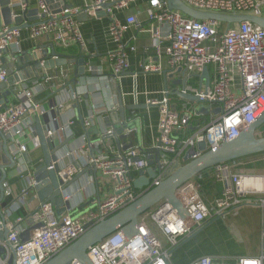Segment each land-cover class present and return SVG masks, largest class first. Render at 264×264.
<instances>
[{
  "label": "built area",
  "instance_id": "1",
  "mask_svg": "<svg viewBox=\"0 0 264 264\" xmlns=\"http://www.w3.org/2000/svg\"><path fill=\"white\" fill-rule=\"evenodd\" d=\"M50 0H37L38 22L30 28L33 40L46 37L48 41L62 48L78 44L85 48L78 17L88 14L96 17V13L104 11L111 20L109 33L119 43L116 50L107 56L109 75L107 84L111 85L122 78L129 67L130 55L137 52L134 43H123L122 35L129 29L136 33L145 31L148 23L152 46L159 59L164 56L172 74L182 71L187 79L200 77L206 67L214 69L213 80L208 89L203 82L200 89L188 87L186 93L196 96L199 102L210 107V120L198 126L191 136L188 129L194 118H203L205 113L179 112L170 103L169 91L164 99L148 101L151 106L160 109L159 136L153 149L155 153H143L138 148L96 154L88 138L78 149H67L60 157L61 171L58 177L64 185L72 182L78 173L91 169L101 177L108 179L111 189L97 205L83 212L78 218L72 217L69 202L72 194L67 188L63 192L66 212L57 216L51 203L41 204L39 209L31 213L27 219L18 218L10 227L7 242L15 252V264H46L70 247L89 229L101 221L107 220L134 203L142 191L134 187V181L141 171H146L156 156V178L151 186H159L178 167L183 166L185 157L197 159L201 153L197 145L205 142L207 150H216L223 143L237 139L240 133L254 124L264 114V29L243 22L226 27L214 21H199L189 18L178 11H170L166 0H149L148 15L142 20L141 13L129 15L122 23L116 16L117 12L127 10L140 0H84L83 7L51 8ZM191 9L212 14L223 15H255L264 17V0H181ZM112 4L108 9L103 6ZM9 7L14 16L26 17L30 10V0H9ZM44 16V18H42ZM22 30L2 26L0 28V85L6 84L9 73L3 69V59L9 48L18 45ZM55 59V57L53 58ZM15 60V59H13ZM90 72L103 73L102 68L94 67L86 62ZM57 69V68H56ZM145 73H163L160 64H143ZM69 77L68 71L60 70L56 74L45 72L44 78L34 81L30 86L16 84L12 91L11 103L0 105V133L8 140L10 153L18 163V174L24 176L25 163L23 155L29 153V145L41 149L40 139L36 131V121L43 120L44 111L40 102L35 101L36 95L43 92L64 93ZM63 87V88H62ZM61 89V90H59ZM59 92V93H60ZM105 92L109 93V86ZM66 102L57 103L58 109L65 108L70 101H80L78 93L65 92ZM103 96L100 103L93 102L92 116L84 122L89 128L96 117H103L116 110L115 96H111L112 104L105 99L101 91L94 95ZM105 94V95H104ZM57 95V94H56ZM68 105V104H67ZM220 109L219 114L214 111ZM73 122L59 129H46V138L53 140L63 134L72 136L70 127ZM45 126V125H44ZM114 129L109 128L98 141L99 148H105V139L112 137ZM60 138V137H59ZM89 148V152L87 151ZM152 149V150H153ZM77 167L70 164L74 159L79 161ZM238 160L213 168L210 172L191 179L177 191V197L187 212L182 218L178 210L167 202H161L138 219V231L131 236L129 233L117 231L101 243L89 248L87 255L92 264H174L175 250L204 228L214 219L227 218L228 214L243 204L264 206V188L258 190L251 180L264 179V175H246L237 172ZM223 184L220 196L208 200L203 184L206 180ZM94 177L88 183L93 185ZM33 176L18 195L8 183L5 184V196L13 200V205H25L30 192L35 189ZM147 189V188H146ZM13 207V206H12ZM13 209L7 212L12 216ZM32 221L31 236L22 239L26 230L20 229L24 221ZM5 250L7 261L0 259V264H7L12 252L6 243L0 244ZM72 264H81L73 262ZM190 264H225L210 256H201ZM232 264H264V231L262 232V251L259 256L240 257Z\"/></svg>",
  "mask_w": 264,
  "mask_h": 264
},
{
  "label": "crops",
  "instance_id": "2",
  "mask_svg": "<svg viewBox=\"0 0 264 264\" xmlns=\"http://www.w3.org/2000/svg\"><path fill=\"white\" fill-rule=\"evenodd\" d=\"M149 0H140L137 4L131 5L127 10L116 13L117 18L122 22H126V17L129 15H137L141 13L140 18L145 20L148 15ZM54 4V2L52 3ZM65 4L72 7H83L84 0H66ZM55 7H59L62 3H55ZM38 9L37 0H30V11ZM33 21L32 24L36 23ZM80 30L85 41V48L82 50L78 44H72L67 48L59 47L48 41L46 37L37 40L30 38V29L22 30L20 43L8 49L5 58L9 68H13L15 63H19V59L27 53H35L40 48L46 47L50 44L54 46L57 55L65 56L70 60H74L73 64H68L64 67L55 68L52 70L38 71L32 68L29 80L23 81L24 86H30L34 81L44 78L45 72L48 74H56L60 70L68 71L69 77L66 81L64 93L58 91L56 94L51 92H43L36 95L35 101L42 104L44 111V125L47 129H59L66 126L69 122H73L70 127L72 136L66 138L63 134L59 135L53 140L55 147L64 145L62 156L67 149H78L83 143V137L89 139L92 148L96 154H104L112 151H119L118 143L115 138L109 137L105 139V148H99L98 141L102 139V134L109 128H118L122 123L131 125L130 131L135 132V146L143 153H155L153 146L159 136V121L160 109L158 106H151L148 101H162L164 99V92L169 91V99L171 106L179 112H195L204 114L205 121L210 120V115L207 112H198V102L187 98L178 96L177 93H186L188 87L200 89L201 82L205 85V80L194 76L187 79L183 72L172 74L167 64V58L164 56L159 59L156 50L153 48L152 39L149 34L150 24L145 25V31L136 33L134 29L127 30L122 35L123 43H132L133 37L137 52L130 55L129 67L122 78L111 85L107 84V77L109 75L107 56L110 51L118 48L119 43L116 42L109 33L111 20L108 16L97 18L91 15L88 20H78ZM86 58V62H90L94 67L102 68L103 73L90 72L85 67V74L79 75V66L77 60L80 56ZM16 58V59H15ZM15 59V60H13ZM32 61V60H31ZM163 67V73H145L142 69L143 64H160ZM15 68V67H14ZM22 69V68H21ZM210 69V84L213 80L214 69ZM106 86H109V93L105 92ZM63 88V87H62ZM61 90V89H59ZM78 93L81 95L80 101H70L65 105V108L58 109L57 103L66 102L67 94L65 92ZM103 91L105 99L108 104H112L111 96H115L114 102L117 105L115 111L108 113L103 117L94 118L91 126L85 128L84 122L89 120L92 116L91 106L96 99L100 103L104 100L103 96L98 94V98H93L91 93L97 94ZM60 92V93H59ZM13 101L10 97V102ZM207 119V120H206ZM207 121V122H208ZM195 131V130H194ZM188 133V132H187ZM132 142L128 139H123L120 136L121 150L128 149ZM153 149V150H152ZM29 153L27 154L30 163L27 164L25 159V173L20 176L15 171L11 172L9 176L8 185L18 195L24 189L27 179L33 176L34 171L38 165L43 162V153L41 149H34L33 145H29ZM89 152V148H87ZM262 156V157H261ZM84 157L79 161L72 159L71 165L77 167V163H82ZM154 165L156 164V156L153 157ZM78 168V167H77ZM237 172L246 175H264V155H256L248 157L247 159L238 160ZM94 177L95 182L89 185ZM111 183L108 179L98 176L97 174L78 173L74 177V181L69 186L72 194V199L69 202L71 211L74 215H80L86 209L93 208L100 200H103L106 194L111 189ZM203 189L208 200L212 201L214 198L221 195L223 184L213 180H206L203 184ZM12 199L7 200V204H11ZM13 204V203H12ZM41 202L37 199L34 190L30 192L26 199L25 205H13V215L10 216V227L13 226L15 220L18 218L27 219L29 215L39 209ZM29 220L24 221L18 225L20 229L26 230L21 234L22 239H29L31 236L32 224ZM216 234L217 231L223 232L231 242V252L222 253L218 245L204 246L196 241L198 235L204 236L207 232ZM264 231V206L256 204H243L234 211L230 212L227 218H219L216 222L209 224L207 228L201 231L196 237L188 241L183 247L176 250L174 253V264H190L193 260L201 256H210L216 259L222 255L232 257L230 263L232 264L240 257L259 256L262 251V232ZM237 235V237H234ZM211 236V235H210ZM0 259L3 262L7 261V255L0 254ZM221 262V261H218Z\"/></svg>",
  "mask_w": 264,
  "mask_h": 264
},
{
  "label": "water",
  "instance_id": "3",
  "mask_svg": "<svg viewBox=\"0 0 264 264\" xmlns=\"http://www.w3.org/2000/svg\"><path fill=\"white\" fill-rule=\"evenodd\" d=\"M65 1L66 0H50L49 4L51 5L53 2L54 4L62 3L67 8L72 7L71 5L65 4ZM166 2L170 11L181 12L185 16L195 20H214L225 24L226 27L241 24L243 22H250L264 29V17L246 14L223 15L203 13L191 9L181 0H166ZM54 4L51 8H55ZM111 6L112 4L105 5L103 6V10ZM38 14L39 11L37 9L34 11L29 10L25 18L14 16L9 7V0H0V28L5 26L21 30L30 29L38 22ZM105 16L106 14L104 11L96 13L97 18ZM42 18H44V16H42ZM35 20H37V22L32 24ZM78 20H88V14H82L78 17ZM54 57L55 59H53ZM74 62V60H70L65 56L57 55L52 44L40 48L35 53L25 54V56L19 59V63H15V68H9L7 59L4 58L3 69L9 73V78L6 84L0 85V105H5L10 102V97H12L10 88L23 81L29 80V73H32V68L38 71L52 70L67 66L68 64H73ZM77 63L79 66V75L83 76L85 74L86 58L81 55ZM181 72L182 71H178V73ZM209 74L210 69L206 67L200 75L201 80L206 81L204 85L205 89L210 87ZM177 95L200 103L196 96H189L179 92ZM214 113L219 114L220 109L215 110ZM263 125L264 114H262L254 124L243 130L237 139L223 143L216 150H207L205 142L199 143L197 145V151L201 153L200 157L194 160H190L189 156L185 157L186 163L176 168L169 177L154 188L151 186V182L156 178V174L153 167L154 162H150V167L146 171H141L138 178L134 181V187L138 191H142L141 196L134 203L109 219L101 221L93 226L70 247L46 264H72L73 262L92 264L87 255L89 248L101 243L107 237L120 230L129 233L131 236L135 235L138 231V219L161 202L169 203L172 208L178 210L182 218H186L187 212L177 197L178 189L196 176L219 165L264 154V136L262 137L257 134V131ZM130 128L131 125L127 123H122L116 128L112 137L116 139L119 150H121L120 136L132 142L131 146L128 148L135 146L136 134L134 131H130ZM36 131L40 139L43 162L36 167L33 174L36 183L34 191L41 204L51 203L55 209L56 215L61 216L66 212L63 192L69 188L74 181L64 185L58 177V173L61 171L60 157L62 156L64 145H59L55 148L52 146L51 140L46 138V129L43 120L36 121ZM22 157L27 164L30 163L27 155H23ZM13 171L18 173V163L13 159L10 153L6 136L0 133V244L6 243L12 252V256L7 264H15L16 262L14 249L7 242L10 233V219L7 218V212L10 211L13 204H7L8 199L5 196V184L8 183L9 176H11V172ZM87 172L96 174V172L91 169H86L81 174L83 175ZM216 220L217 219H214L208 223L177 249L183 247L189 240L196 237L201 231L207 228L209 224L216 222ZM28 222L32 224V221ZM4 253L5 250L0 247V254L3 255Z\"/></svg>",
  "mask_w": 264,
  "mask_h": 264
},
{
  "label": "rangeland",
  "instance_id": "4",
  "mask_svg": "<svg viewBox=\"0 0 264 264\" xmlns=\"http://www.w3.org/2000/svg\"><path fill=\"white\" fill-rule=\"evenodd\" d=\"M209 111H210V107L207 104H202V103H199L198 104V112L199 113H203V112L209 113ZM257 134L259 136H262V137L264 136V125L257 131ZM89 209H86L85 212L87 210H89ZM81 214L82 213H80V215ZM79 216L72 214V217L74 219L78 218ZM211 231L212 230H210L209 232H207V234H205L204 236H202V234L198 235L196 241H198V243L200 244V246L201 245L209 246L210 244L211 245L216 244V245H218V247L220 248V250H221L222 253H225L226 254L228 252H231V242L227 238V236L223 232H221V231H217L218 233H216V234H214L215 232L212 233ZM234 237H237V235H234ZM174 256L175 255H173V258H172L173 260H174ZM226 256H228V255H222V257H220L218 259V261H221V263H230L232 257H226Z\"/></svg>",
  "mask_w": 264,
  "mask_h": 264
},
{
  "label": "trees",
  "instance_id": "5",
  "mask_svg": "<svg viewBox=\"0 0 264 264\" xmlns=\"http://www.w3.org/2000/svg\"><path fill=\"white\" fill-rule=\"evenodd\" d=\"M204 118L205 117H203V118H194L193 119V121H192V123H191V126H190V128L188 129V133H187V136H191L193 133H194V130L198 127V126H200V125H202L203 123H207V121H205L204 120ZM212 169H210V170H207L206 172H210ZM205 172V173H206Z\"/></svg>",
  "mask_w": 264,
  "mask_h": 264
},
{
  "label": "bare ground",
  "instance_id": "6",
  "mask_svg": "<svg viewBox=\"0 0 264 264\" xmlns=\"http://www.w3.org/2000/svg\"><path fill=\"white\" fill-rule=\"evenodd\" d=\"M252 183H254L256 185V188L258 190H263L262 188H264V179L262 178H255L253 180H251Z\"/></svg>",
  "mask_w": 264,
  "mask_h": 264
}]
</instances>
